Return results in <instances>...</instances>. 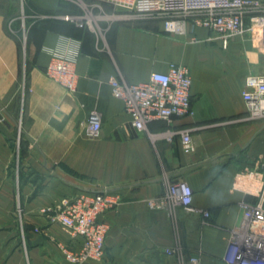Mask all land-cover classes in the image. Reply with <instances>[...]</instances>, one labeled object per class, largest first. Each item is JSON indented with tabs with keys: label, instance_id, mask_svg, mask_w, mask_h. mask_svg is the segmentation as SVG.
<instances>
[{
	"label": "crops",
	"instance_id": "crops-1",
	"mask_svg": "<svg viewBox=\"0 0 264 264\" xmlns=\"http://www.w3.org/2000/svg\"><path fill=\"white\" fill-rule=\"evenodd\" d=\"M29 2L49 16L79 12L67 0ZM15 19L10 0H0V264H68L63 250L81 241L53 216L65 198L100 191L118 193L121 202L101 218L108 224L103 258L83 264H190L191 257L225 264L241 203L257 200L247 172L264 178V119L249 118L241 96L248 75L264 74L259 26L223 48L213 32L192 24L178 36L158 19L110 18L99 40L50 17L28 27L23 51ZM61 37L81 43L74 93L44 73ZM170 64L189 68L194 114L139 131L109 82L118 72L129 83L145 82ZM93 112L100 129L92 138L86 127ZM169 129L190 130L193 152L183 153ZM180 181L191 188L195 211L149 208V199ZM172 248L177 252L165 253Z\"/></svg>",
	"mask_w": 264,
	"mask_h": 264
},
{
	"label": "built area",
	"instance_id": "built-area-1",
	"mask_svg": "<svg viewBox=\"0 0 264 264\" xmlns=\"http://www.w3.org/2000/svg\"><path fill=\"white\" fill-rule=\"evenodd\" d=\"M67 1L75 5L79 12L53 16L41 14L38 20L60 18L76 26L86 27L99 40H103L107 30L102 28L101 22L110 18L158 19L165 32L178 36H186L188 25L192 24L213 32L223 48L227 47L232 38L243 35L255 24L260 28V39L264 45V4L258 0ZM105 5L120 13L107 14ZM80 47L79 40L61 37L59 45L51 51L50 60L44 70L47 78L68 93H74L77 88L76 68ZM109 83L113 97L122 101L124 111L131 117V125L139 131L145 130L146 124L153 120L170 122L173 118L194 114L191 107V75L186 66L170 64L166 72H152L148 80L141 83H129L118 72ZM21 90H26L24 83ZM241 96L248 117L264 119V74L248 75ZM99 129L98 115L93 112L86 127V134L92 138L97 137ZM166 135H178L183 153L193 152L190 130L169 129ZM247 175L257 181V200L253 203H241L242 221L231 232L223 258L225 264H264V178H259L258 173L252 170L248 171ZM120 202L121 196L109 191L77 194L61 202L53 216L54 220L72 237L81 241L76 250H63L68 264H83L103 258L108 224L101 218ZM191 203L192 190L182 181L168 184L164 194L147 202L152 210H172L180 205L184 210L193 212L195 210ZM203 216L207 217L208 213L204 212ZM176 252L177 248L165 250L168 255ZM189 261L190 264L199 263L196 257H191Z\"/></svg>",
	"mask_w": 264,
	"mask_h": 264
},
{
	"label": "rangeland",
	"instance_id": "rangeland-1",
	"mask_svg": "<svg viewBox=\"0 0 264 264\" xmlns=\"http://www.w3.org/2000/svg\"><path fill=\"white\" fill-rule=\"evenodd\" d=\"M11 6L13 8V13L16 17V21L24 23V32H20L19 38H20V45L21 49L24 51V38L25 33L28 30V27L33 24L34 22H37L38 18L40 17L41 13L37 9H35L29 2V0H10ZM14 17V16H13ZM19 150V149H18ZM18 153V151H16ZM19 212H15V214H18Z\"/></svg>",
	"mask_w": 264,
	"mask_h": 264
},
{
	"label": "water",
	"instance_id": "water-1",
	"mask_svg": "<svg viewBox=\"0 0 264 264\" xmlns=\"http://www.w3.org/2000/svg\"><path fill=\"white\" fill-rule=\"evenodd\" d=\"M100 192H102V191H100Z\"/></svg>",
	"mask_w": 264,
	"mask_h": 264
}]
</instances>
